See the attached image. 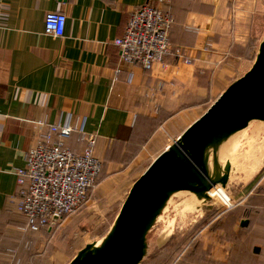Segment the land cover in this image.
Here are the masks:
<instances>
[{
  "label": "crops",
  "instance_id": "0c3cea01",
  "mask_svg": "<svg viewBox=\"0 0 264 264\" xmlns=\"http://www.w3.org/2000/svg\"><path fill=\"white\" fill-rule=\"evenodd\" d=\"M146 3L173 17L169 42L180 57L170 55L143 69L122 63L113 41L124 34L131 11ZM234 5L232 0H0V264H39L58 232L60 221L51 229L30 230L19 209L14 171L25 166L36 139L49 134L51 125L69 127L64 146L80 154L85 139L95 137L102 169L89 199L95 200L97 191L104 195L119 179L141 176L230 84L240 59L233 48H248L254 29V14L238 18ZM50 12L66 16L62 39L43 33ZM57 140L51 135V142ZM248 196L217 218L213 235L220 240L208 242L209 254L205 246L182 249L171 264H264V202L253 198V191ZM54 263L46 258L40 264Z\"/></svg>",
  "mask_w": 264,
  "mask_h": 264
},
{
  "label": "water",
  "instance_id": "95a60500",
  "mask_svg": "<svg viewBox=\"0 0 264 264\" xmlns=\"http://www.w3.org/2000/svg\"><path fill=\"white\" fill-rule=\"evenodd\" d=\"M252 123H264V32L249 69L136 179L100 245H86L68 264H140L147 235L173 194L205 201L213 187L232 190L229 146Z\"/></svg>",
  "mask_w": 264,
  "mask_h": 264
},
{
  "label": "rangeland",
  "instance_id": "374dc122",
  "mask_svg": "<svg viewBox=\"0 0 264 264\" xmlns=\"http://www.w3.org/2000/svg\"><path fill=\"white\" fill-rule=\"evenodd\" d=\"M232 1L240 15L238 18H242L246 13L249 15V11L254 14L252 19L254 29L253 33L248 35L251 41L248 48L239 46L233 48L232 55L240 59L232 66L233 75L230 83L249 69L254 51L264 32V0ZM229 151L231 166L235 171V176L231 177L232 190L223 191L218 197H209L205 201L197 200L188 192L172 195L147 235L146 252L140 264H171L182 249L200 251L205 246L206 254H209L212 248L209 243L220 240L215 239L213 235L215 222L217 218L225 217L231 212L233 208L225 214L230 204L244 201L252 191L253 198L264 202V167L261 162L264 158V123L250 124L239 134L235 142L231 143ZM142 171L143 169L138 173ZM136 179L137 177H132L115 181L118 183H113L104 195L97 191L94 195L95 200L92 197L81 210L61 219L55 227L58 232L51 242L47 243V260L55 259L54 264H66L86 245L101 241L110 230ZM220 190V187H217L211 190L209 195H217ZM250 198L251 196H248L246 202ZM46 258L40 257V263ZM211 262L215 264V261Z\"/></svg>",
  "mask_w": 264,
  "mask_h": 264
},
{
  "label": "built area",
  "instance_id": "2783aa9c",
  "mask_svg": "<svg viewBox=\"0 0 264 264\" xmlns=\"http://www.w3.org/2000/svg\"><path fill=\"white\" fill-rule=\"evenodd\" d=\"M159 2L167 4L169 0ZM173 24V17L167 11L151 3L133 9L124 34L113 41L120 61L148 69L162 63L167 56L180 57V50L173 49L169 42ZM65 26L64 14L50 12L44 17L43 33L62 39ZM71 131L69 127L49 126V134L38 137L29 149L25 166L14 171L19 209L32 231L51 229L64 217L81 210L97 187L102 163L94 154L95 137L88 136L84 150L75 154L63 143ZM51 135H56L58 140L51 142ZM240 202L227 205V209Z\"/></svg>",
  "mask_w": 264,
  "mask_h": 264
},
{
  "label": "bare ground",
  "instance_id": "6f19581e",
  "mask_svg": "<svg viewBox=\"0 0 264 264\" xmlns=\"http://www.w3.org/2000/svg\"><path fill=\"white\" fill-rule=\"evenodd\" d=\"M231 149H232V148H231ZM215 188H217V186H216ZM215 188H213L212 190H214ZM220 189H221V190H220V192H219L217 195H214V196H210V195H209V197H211V198H212V197H215V196L218 197L220 194H222L223 191H225V190L222 189V188H220ZM210 191H211V190H210ZM210 191H209V192H210ZM209 192H208V193H209ZM173 195H174V194H173ZM100 243H101V241L97 242V243H96V246H99Z\"/></svg>",
  "mask_w": 264,
  "mask_h": 264
}]
</instances>
